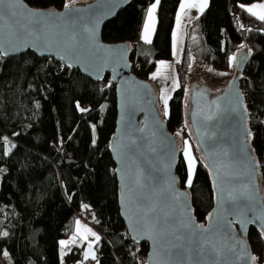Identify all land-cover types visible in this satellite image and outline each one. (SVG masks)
Returning a JSON list of instances; mask_svg holds the SVG:
<instances>
[{
	"label": "trees",
	"instance_id": "obj_1",
	"mask_svg": "<svg viewBox=\"0 0 264 264\" xmlns=\"http://www.w3.org/2000/svg\"><path fill=\"white\" fill-rule=\"evenodd\" d=\"M23 1L34 8L61 10L77 0ZM151 1L126 0L100 36L104 42L129 45L132 73L156 90L149 73L156 60L172 59L171 32L179 0H158L148 58L135 53V44ZM256 1L209 0L175 40L177 87L163 122L168 132L189 142L194 157L191 186L185 183L187 166L181 151L175 175L189 192L198 222H204L213 208L214 195L184 121L185 91L193 81L187 72L191 65H207L230 77L233 54L241 48L248 50L249 59L239 87L264 194V21L242 7ZM115 121L114 84L107 75L91 82L77 70L30 51L0 55V169L5 167L0 177V233H7L0 236V264L77 263L83 242L59 255V240L71 236L77 218L99 235L91 263L144 264L147 246L130 240L118 214L117 182L108 152ZM246 242L260 263L264 241L256 228H248Z\"/></svg>",
	"mask_w": 264,
	"mask_h": 264
},
{
	"label": "water",
	"instance_id": "obj_2",
	"mask_svg": "<svg viewBox=\"0 0 264 264\" xmlns=\"http://www.w3.org/2000/svg\"><path fill=\"white\" fill-rule=\"evenodd\" d=\"M125 1L79 0L53 10L16 0L17 14L11 17L5 0L0 5V55L30 51L91 82L107 75L114 84L116 121L108 152L117 208L130 240L147 246L144 264H251L246 232L254 227L264 237V194L239 87L248 50L233 54L223 88L212 91L200 80L185 91L184 121L214 195L213 208L198 222L189 192L175 175L181 139L166 130L157 92L132 73L129 45L101 40L103 25ZM256 264H264V250Z\"/></svg>",
	"mask_w": 264,
	"mask_h": 264
},
{
	"label": "rangeland",
	"instance_id": "obj_3",
	"mask_svg": "<svg viewBox=\"0 0 264 264\" xmlns=\"http://www.w3.org/2000/svg\"><path fill=\"white\" fill-rule=\"evenodd\" d=\"M261 4H264V0H262V1L259 0V1L253 2V4L250 3L249 5L248 4H242V7L245 10H246V7H247V9L250 8L252 12H254L258 15H263L264 14V8L260 7ZM181 34H182V32L179 33L178 37ZM178 37H177V39H178ZM176 43H177V41H174L171 61L156 60L152 71L149 73L150 82L154 85V87L157 88L156 90H157V98H158V100H157L158 109H159V112H160L162 118L167 113L168 99L171 96V93L173 92V90L177 87V78H176V74H175L173 62H172V60L177 59L178 55H179L178 48H177V46L179 47V45H178L179 43H177V44ZM135 66H137V64ZM187 75H188V78H190V79L193 78L192 79L193 81H192V83L189 84V87L191 85L197 84L198 81L203 80L210 88L207 86L206 87L212 91L223 88L227 84V82L230 78L224 72L214 70L213 68H211L207 65H200V66L191 65L188 72H187ZM153 90H154V88H153ZM188 143L186 144L185 141H183L179 145L180 151H181L182 157L186 163V166H187V157L184 154L185 150L187 149L188 156L193 157V155L189 149ZM4 170H5V167H2L0 169V177L3 174ZM73 230H74V232L71 234L70 237L62 238L59 240V255L60 256L67 249H69V247L71 245H73V240L77 235H78V237H80L81 242L83 240L85 241L86 245H92L97 240L98 236L94 233V231L92 229L91 230L88 229V227H86L85 224H84L83 228L80 227V224H76V225L74 224ZM61 241H65V244H61L60 243Z\"/></svg>",
	"mask_w": 264,
	"mask_h": 264
},
{
	"label": "crops",
	"instance_id": "obj_4",
	"mask_svg": "<svg viewBox=\"0 0 264 264\" xmlns=\"http://www.w3.org/2000/svg\"><path fill=\"white\" fill-rule=\"evenodd\" d=\"M77 1H79V0H77ZM208 1L209 0H207V3H204V0H179L177 10H176V14H175V18H174V25H173V29L171 32L172 50H173L174 41L177 40L179 33L183 32L185 24L189 20H191L192 18L197 16L203 9H205L208 5ZM154 2H157V0H152L146 6V9H145V12L143 15V19H142V24H141L140 31H139V35H138V40H137V43L135 44V53L137 55H143V56H146L148 58L151 57V55H152L151 40H152V35L154 32L156 20H157V7L153 10V18L150 21V27H149L148 32H147V39L145 40L142 37L145 35V23L147 21V10L151 6V4ZM182 4H183V7H181ZM157 5H158V3H157ZM246 10L248 12L252 13L254 16L259 18L260 15L254 13L252 11H249L247 9V7H246ZM74 224L75 225L80 224V227H82V228L85 224L86 227H88V229H90V230L92 229L86 222H84L80 218H77L75 220ZM73 232H74V230H73ZM94 233L99 238V235L95 231H94ZM77 237H78V235L74 238L73 244H80L81 243L80 237H78V238ZM97 240L92 245H86L85 241L84 240L82 241L85 244L84 249H83L82 259L75 264H88L87 260L92 259L94 257L95 251H94L93 247H94L95 243L97 242ZM85 253H87V256H85ZM90 264H94V263H90Z\"/></svg>",
	"mask_w": 264,
	"mask_h": 264
},
{
	"label": "snow or ice",
	"instance_id": "obj_5",
	"mask_svg": "<svg viewBox=\"0 0 264 264\" xmlns=\"http://www.w3.org/2000/svg\"><path fill=\"white\" fill-rule=\"evenodd\" d=\"M4 3H5V0H0V5H3ZM157 3H158V0H157V2L152 3L151 6L147 10V21L145 23V35L142 37L145 40L147 39V32H148V29L150 27V21L153 18V10L157 7ZM204 3H207V0H204ZM8 4H9L8 14L11 17H15L17 14L16 9H15L16 0H8ZM181 7H183V4L181 5ZM260 7L264 8V4H261ZM248 10L251 11L250 8ZM2 19H3V13L0 12V20H2ZM259 19L261 21H264V15H260ZM82 111H84V109H82ZM209 119H210V117H209ZM185 143L187 144V141H185ZM184 154L187 157V177H186L185 183H186V186L190 187L192 176H193V171H194V169H193L194 158L188 156L187 149L185 150ZM233 199H235V197H233ZM262 231H264V230H262ZM0 236H7V233L6 232L0 233ZM262 238H264V237H262ZM97 239H99V238L97 237ZM60 243L65 244V241H61ZM4 255L5 256L8 255L7 251L4 252ZM85 256H87V253H85ZM257 260H258V257H255V256H252L250 258L251 264H256Z\"/></svg>",
	"mask_w": 264,
	"mask_h": 264
},
{
	"label": "built area",
	"instance_id": "obj_6",
	"mask_svg": "<svg viewBox=\"0 0 264 264\" xmlns=\"http://www.w3.org/2000/svg\"><path fill=\"white\" fill-rule=\"evenodd\" d=\"M92 262V260H87V263L90 264Z\"/></svg>",
	"mask_w": 264,
	"mask_h": 264
}]
</instances>
